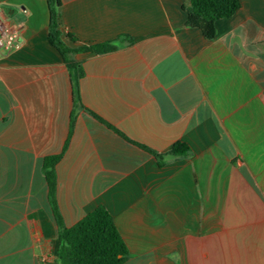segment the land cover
<instances>
[{"label":"crops","instance_id":"1","mask_svg":"<svg viewBox=\"0 0 264 264\" xmlns=\"http://www.w3.org/2000/svg\"><path fill=\"white\" fill-rule=\"evenodd\" d=\"M188 3L60 0L69 46L115 44L70 55L74 86L47 0H0L20 40L0 48V264H58L54 154L62 223L103 205L122 264H264V0H240L212 38L185 24Z\"/></svg>","mask_w":264,"mask_h":264},{"label":"trees","instance_id":"2","mask_svg":"<svg viewBox=\"0 0 264 264\" xmlns=\"http://www.w3.org/2000/svg\"><path fill=\"white\" fill-rule=\"evenodd\" d=\"M47 5L48 41L62 56L75 86L81 71L79 63L70 55L83 51L103 53L113 50L115 44L113 40H105L69 46L61 37L60 0H47ZM239 6L240 0H189L188 5L182 6V9L186 13L187 26L197 27L205 37L212 38L215 33V21L231 16ZM68 37L71 41L77 40L73 34H69ZM121 37L131 41L129 36L122 35L118 38ZM148 150L158 158L159 164L163 163L162 153ZM187 152L188 146L179 141L169 150V153L174 155H185ZM59 156V154L49 155L42 161V171L48 184L49 200L57 224L56 261L58 264H122L128 256V249L111 214L103 205L96 206L70 226L62 223L61 215L53 199L54 165Z\"/></svg>","mask_w":264,"mask_h":264},{"label":"built area","instance_id":"3","mask_svg":"<svg viewBox=\"0 0 264 264\" xmlns=\"http://www.w3.org/2000/svg\"><path fill=\"white\" fill-rule=\"evenodd\" d=\"M20 46V40L17 34L11 31L5 23L0 19V48L9 50L12 48H18Z\"/></svg>","mask_w":264,"mask_h":264}]
</instances>
